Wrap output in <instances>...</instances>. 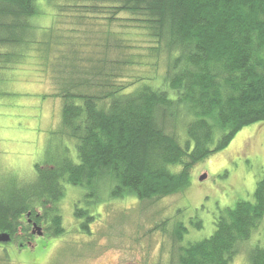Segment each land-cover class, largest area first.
<instances>
[{
  "label": "trees",
  "instance_id": "16d2710c",
  "mask_svg": "<svg viewBox=\"0 0 264 264\" xmlns=\"http://www.w3.org/2000/svg\"><path fill=\"white\" fill-rule=\"evenodd\" d=\"M26 57L61 101L63 154L27 182L0 175V233L16 245L36 240L27 218L64 234L66 184L86 190L74 217L89 234L103 202L184 191L197 163L264 121V0H0V74ZM182 221L171 264H229L241 252L264 264V241L250 242L264 225V172L208 237L184 242ZM157 226L165 233L167 219Z\"/></svg>",
  "mask_w": 264,
  "mask_h": 264
},
{
  "label": "rangeland",
  "instance_id": "374dc122",
  "mask_svg": "<svg viewBox=\"0 0 264 264\" xmlns=\"http://www.w3.org/2000/svg\"><path fill=\"white\" fill-rule=\"evenodd\" d=\"M32 66L26 57L0 74V175L12 174L26 182L33 177L36 164L42 167L45 161L63 154L57 134L61 101L49 96L55 93L52 81L46 74L36 77L38 71ZM71 143L66 142L70 153ZM263 172L261 121L245 126L227 146L197 163L184 191L143 202L129 197L103 202L89 234L81 232L73 214L75 205L83 207L80 201L86 190L66 184L65 196L58 203L64 234L50 241L38 238L35 248L30 241L28 250L34 248L31 261L25 260L26 250H0V264H171L177 248L170 232L173 223L183 220L188 228L184 242L208 237L214 230V218L223 208L234 206L238 200H252ZM203 174L206 178L200 181ZM191 218L201 219L203 228L195 229L189 223ZM165 219L164 233L155 226ZM44 240L47 243L41 248ZM254 241H264V225L252 235L250 242ZM229 264L249 263L241 252Z\"/></svg>",
  "mask_w": 264,
  "mask_h": 264
},
{
  "label": "flooded vegetation",
  "instance_id": "af4514ba",
  "mask_svg": "<svg viewBox=\"0 0 264 264\" xmlns=\"http://www.w3.org/2000/svg\"><path fill=\"white\" fill-rule=\"evenodd\" d=\"M27 220H28V223L31 225V230L29 231V233L32 234L33 236H35V239H38V238H45L46 239L47 238V240L50 241V239L55 238L53 236H50V235L45 234V232H46L45 231V228L41 224L38 225V227H37L36 226V223L32 219L27 218ZM29 243H30V241H26L24 243L25 245L22 244V243H21V245H19V244L16 245L15 240H13V238H12L10 240V242H8L5 246H7L6 248H8V247H13L14 248V247H17V246H20V248H22L23 246H25V248H28ZM34 247H35V242H34ZM33 250H34V248L32 250H30V252L33 251ZM27 254L28 255H25V260L26 261H29V260L31 261V258H32V255H30L31 253H27ZM31 264H34V263H31Z\"/></svg>",
  "mask_w": 264,
  "mask_h": 264
},
{
  "label": "water",
  "instance_id": "95a60500",
  "mask_svg": "<svg viewBox=\"0 0 264 264\" xmlns=\"http://www.w3.org/2000/svg\"><path fill=\"white\" fill-rule=\"evenodd\" d=\"M205 178H206V174H203V175H200L199 180L203 181V180H205ZM10 240H11V238H10V235L8 233H4V232L0 233V243H8V242H10Z\"/></svg>",
  "mask_w": 264,
  "mask_h": 264
},
{
  "label": "bare ground",
  "instance_id": "6f19581e",
  "mask_svg": "<svg viewBox=\"0 0 264 264\" xmlns=\"http://www.w3.org/2000/svg\"><path fill=\"white\" fill-rule=\"evenodd\" d=\"M35 172V171H34ZM27 216H28V214H27ZM27 216H26V218H27Z\"/></svg>",
  "mask_w": 264,
  "mask_h": 264
}]
</instances>
